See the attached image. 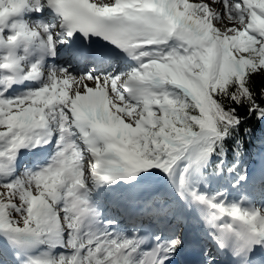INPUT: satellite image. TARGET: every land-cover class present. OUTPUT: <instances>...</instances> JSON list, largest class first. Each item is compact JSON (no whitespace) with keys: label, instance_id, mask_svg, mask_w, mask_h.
<instances>
[{"label":"snow or ice","instance_id":"snow-or-ice-1","mask_svg":"<svg viewBox=\"0 0 264 264\" xmlns=\"http://www.w3.org/2000/svg\"><path fill=\"white\" fill-rule=\"evenodd\" d=\"M45 7L59 14V29L68 37L101 36L139 66L117 75L79 77L54 68L40 88L3 98L16 80L43 76L37 63L23 71L16 51L21 44L26 51L39 40L54 57L57 44L66 43L55 39L59 30L51 28L56 26L21 20L25 10ZM225 20L233 26H217ZM173 38L178 50H144ZM0 47L8 49L0 69L12 74L0 81V158L11 162L21 148L47 143L38 130L50 123L59 132L49 164L0 184V233L17 257H27L21 264H173L185 247L181 233L168 224L175 203L165 205L159 196L113 200L119 218L135 228L128 235L111 230L116 219L102 218L86 194L89 181L131 183L152 169L171 177L186 154L189 163L177 188L182 199L189 168L206 166L213 155L220 159L211 176L232 187L248 181V146L237 137L226 162L224 141L243 119L237 106L264 120V87H252V77L264 74V0H0ZM74 129L90 153L86 161L72 139ZM257 155L264 174V151ZM234 172L238 179L232 183ZM149 181L141 177V191L150 188ZM190 195L193 203L206 206L203 218L214 230L209 234L234 264H264V210L226 204L218 199L223 192L209 197L192 190ZM44 243L66 251L29 254ZM204 255L205 264H216V256Z\"/></svg>","mask_w":264,"mask_h":264},{"label":"bare ground","instance_id":"bare-ground-1","mask_svg":"<svg viewBox=\"0 0 264 264\" xmlns=\"http://www.w3.org/2000/svg\"><path fill=\"white\" fill-rule=\"evenodd\" d=\"M201 1H203V2H209V0H199V2H201ZM214 7H215V5H213ZM225 21H227V20H225ZM37 23H40V22H38V21H36V20H34V19H31V21H29V22H27V24H29V25H31V26H34L35 24H37ZM34 43V41L31 43V45ZM35 44V43H34ZM175 45H179V42L178 41H176L175 40V38H173V39H170L168 42H167V44H165V45H159V46H157V45H152V46H147L144 50H147V51H150V52H161V53H166L167 51H169L171 48H176V46ZM36 49H37V47H36V45H34L32 48H30L29 49V51H30V54L32 55V53L34 52V51H36ZM16 51H18V49L16 50ZM29 53V52H28ZM37 53V52H36ZM46 52H45V49L43 50V53L41 54V56H44L45 57V59H47L46 58ZM51 57V56H50ZM133 58L130 56V58H129V61H131ZM145 59H147V58H145ZM57 61H58V63L59 64H65V62L67 63V60H65L64 58L63 59H57ZM35 62H36V59H35ZM37 63V62H36ZM69 63H71L73 66H75L76 68H81L82 67V65L81 64H76V63H73L72 61H69ZM139 64V62L137 61V60H135V59H133V61H132V64H130V65H134V64ZM38 64V63H37ZM111 64H113V63H111ZM39 65V64H38ZM60 69V68H66L67 70H68V72L70 73V74H72L73 76H77V77H79V76H82V75H84L83 74V71L84 70H86L85 68H83V69H81L79 72H80V74L81 75H78V73L76 72V71H74L73 69H69V68H67V67H62V66H59V67H49L46 71H45V73L43 74V76L40 78V79H38V80H32V79H20L19 81H16V82H14V83H12V85H11V87H9L7 90H8V92L6 93L7 95H8V97H11V98H14V97H17V96H19L15 91H14V87H12V86H16V85H18V87H22L23 86V81H27V83H25V85H26V89H27V92H29V91H31V90H35V89H38V88H40L41 86H43L45 83H46V81H47V76H48V73L52 70V69ZM121 68V67H120ZM127 69H129V65L127 66V67H124L123 69H120L119 70V73H122V72H126L127 71ZM0 71L1 72H4V73H6V77L7 76H9V75H12L11 73H9L7 70H4V69H0ZM102 75H106V74H103V72H101V71H96V73H95V76H102ZM30 88H32V89H30ZM0 89H3V88H1V86H0ZM123 91V90H122ZM14 94V95H13ZM25 94H26V92H25ZM125 94V96L127 97V93L125 92L124 93ZM51 125V123L48 125V127L47 128H45V129H42V130H38V134L39 135H41V137L44 135V137H45V134L47 133V132H50L51 130H50V126ZM27 147H25V148H21L19 151H18V153H17V155H16V157H15V159H14V161H11V162H9V166L5 169V170H7V169H10V168H14V167H16L17 166V163H18V161L21 159V156H23V154H22V152L26 149ZM187 155V154H186ZM90 158V153L89 154H86V159H89ZM187 163H189V161H188V159H187ZM186 163V164H187ZM191 168V167H190ZM190 168H189V170H190ZM142 176H149L150 177V181H149V183H150V190H148V192H154V191H156V190H158V191H160V192H163V191H165V186H169V189L171 188V186H170V184H169V182H168V175H165L161 170H159V169H152L151 171H150V173H141L139 176H137V178H136V180L135 181H132L131 183H125L123 180H120V181H117L115 184H109L107 187L108 188H110V190L112 191V193H114L113 195H115V194H126V195H129V196H131L132 198H133V196H135L136 198H142V197H144V194L142 195V197H141V194H139V193H137V192H134V186L133 185H135L136 183H138V184H140V183H142L141 182V177ZM101 183H102V181H101ZM161 185H162V188H161ZM185 191H184V194H186V192H187V187L185 186ZM114 197H116V196H114ZM219 199V198H218ZM181 200H183L182 198H181ZM190 203H193V201L192 200H188ZM241 205V207H243L244 206V204H245V202H241L240 203ZM242 204H243V206H242ZM246 204H248L247 202H246ZM230 205V204H229ZM194 206L196 207V208H198L199 210H197V213H198V215L199 216H202L201 217V219H202V222L205 224V220H204V218H203V216H204V214H206V212H205V208H203V205H200V204H197V203H194ZM206 207V206H205ZM243 208H245V207H243ZM202 209V210H201ZM247 209V208H246ZM226 220H227V218H225ZM192 221H193V219H190L189 220V223H191L192 224ZM191 226H188L187 228H190ZM211 231H214V230H212V229H210V228H208V227H206V224H205V226L200 230V232L198 233V235H199V238H201L202 239V241L205 243V244H207V239H206V235L205 234H209ZM2 236H3V238H4V234L2 233ZM193 236H191V238H192ZM46 247V246H45ZM42 248H44L43 247V245L42 244H38V245H36L35 247H33L32 249H30L29 250V254H31V255H39L40 253H43V251H42ZM48 248V247H47ZM54 249H55V247H53ZM226 255V254H225ZM224 255V256H225ZM172 262H173V259H172ZM231 264H234V262H231Z\"/></svg>","mask_w":264,"mask_h":264},{"label":"rangeland","instance_id":"rangeland-1","mask_svg":"<svg viewBox=\"0 0 264 264\" xmlns=\"http://www.w3.org/2000/svg\"><path fill=\"white\" fill-rule=\"evenodd\" d=\"M190 1L195 2V0H190ZM217 26L218 27H232L233 25L228 21H224L222 24H217ZM0 62H3V61H0ZM85 74H87V73H85ZM54 129L56 130L55 124H54ZM0 150H3V142L2 141H0ZM84 151L87 152V149L83 147L82 148V155H83ZM84 160L86 161L87 159L85 158ZM8 162L9 161L6 158H0V163H3L5 165L4 169H6ZM184 165H185V159L182 158L180 161L177 162V165L174 166L173 173L171 174V179H172L171 182H172L175 189H177L179 186L180 172L182 171ZM204 167H205V165H203V164L192 165L191 169L185 175V184L187 187H189L191 190L197 191L200 194L209 195V193H210V195H209L210 197L214 195L213 193L216 194L217 192H223L224 195L222 196V198L224 200H227L228 202H231L232 204L235 203L236 199L242 198V192L240 190L241 184L236 185V187H232L230 183L223 185L224 183L220 182V178H216L214 176H211L210 174L207 177H204L202 175V173L205 170ZM3 170H0V184L8 183V182H5L3 180V175H2ZM254 171H260L259 170V158H257L256 164L252 165L251 173ZM19 176H16L11 181H14ZM213 188L219 189V191H214V190H212ZM232 200H234V202ZM262 206H263V204L261 203V205H259L257 207V209L261 210ZM12 215L17 216L18 214L15 211H13ZM45 250H46L45 252H48L51 249L46 248ZM59 253L60 252L56 253V255ZM1 254L2 253L0 251V264H2V262H3V257L1 256Z\"/></svg>","mask_w":264,"mask_h":264},{"label":"trees","instance_id":"trees-1","mask_svg":"<svg viewBox=\"0 0 264 264\" xmlns=\"http://www.w3.org/2000/svg\"><path fill=\"white\" fill-rule=\"evenodd\" d=\"M252 87L254 90L264 87V74L257 73L252 77ZM237 115L243 119L241 124L233 130L232 136L224 141L225 147L229 148V152L225 156L226 162L230 160L231 145L235 143L237 137L241 138L243 143L248 146L246 153H250L249 160L254 159L264 145V120H257L254 114L249 115L246 106H237ZM246 128L249 130L248 132L244 131ZM219 159V156L213 155L209 161V167L215 169V164Z\"/></svg>","mask_w":264,"mask_h":264}]
</instances>
